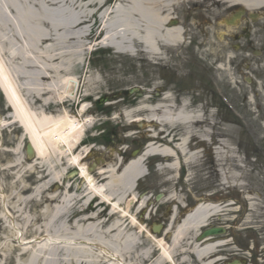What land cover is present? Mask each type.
Returning a JSON list of instances; mask_svg holds the SVG:
<instances>
[{
    "label": "bare ground",
    "instance_id": "bare-ground-1",
    "mask_svg": "<svg viewBox=\"0 0 264 264\" xmlns=\"http://www.w3.org/2000/svg\"><path fill=\"white\" fill-rule=\"evenodd\" d=\"M236 1L252 9L264 2ZM102 3L103 0H0V88L10 112L0 120V134L16 126L22 131V137L12 153L19 154L25 151L26 145H30L33 149L31 161L35 165L37 161L41 162H37L38 165L44 162L46 165L44 175L29 197L19 196L18 201L22 204L33 199L38 201L43 194L45 202L50 201L40 214L43 218L48 217L40 227L34 224L38 222L37 217L33 221L30 214L13 207L19 214L14 215V225H10L8 220L10 228L4 220L3 226L13 235L10 241L0 244L1 256L5 259L12 256L13 264H214L218 261L213 260L216 248L222 242H198L196 238L208 221L219 213L216 206H196L185 215L172 234L162 239H156L149 233L154 244L140 249L141 252L133 260L131 256L139 251V237L136 238L134 232L116 219L104 227L106 222L98 221L95 206L88 208L95 212L85 216L87 210L83 208L94 198L109 207L111 217L118 211L122 212V218L127 216L126 210L137 201L133 194L136 183L146 174L144 161L159 156L169 162L167 168L172 172L178 155L182 156L185 164L196 160L197 154L188 152L187 143L200 136L194 133V126L204 124L198 115L187 112L185 107L173 112L169 107L161 106L158 109L161 116L149 110L148 119L157 125L181 127L183 138L173 145L174 150L168 146L155 147L151 143L141 156L124 166L98 169L99 183L89 174L87 165H81V156L75 155L72 149L80 141L86 125L79 121V116L72 117L64 111L51 115L46 113V108L55 104L62 107L65 103L76 101L77 97H89L84 92L92 91L99 83L93 74H89L82 85L76 77L84 65L85 45L82 41L93 31L90 20L97 16L101 35L99 45L131 57L146 55L152 58L159 54L161 47H175L182 40L179 28H164L169 19V1L116 0L111 9H103ZM75 45H78L77 51L72 50ZM10 66L16 70L20 85L10 73ZM34 103L39 106L35 108ZM81 108L80 115L84 107ZM142 111L138 109L126 115V122L129 119L136 121L135 117L139 120ZM201 133L206 134L202 130ZM54 159L59 165L64 160L65 168L55 172ZM19 161L21 158L17 163ZM70 168L77 171V180L81 179L84 184L82 190L77 191L78 196L73 184L66 187L68 180L63 174ZM61 182L66 187L62 194L50 192L49 184ZM61 189L57 186V192ZM29 191L27 187L20 193ZM122 203H127L123 211L120 208ZM76 207L80 210H76L74 215L72 209ZM19 219L27 228L37 229L35 241L25 242L23 233L15 224ZM56 220L59 228L51 234L50 226ZM136 224L140 232L144 230L130 216V225L136 227ZM170 227L171 224L166 232Z\"/></svg>",
    "mask_w": 264,
    "mask_h": 264
},
{
    "label": "rangeland",
    "instance_id": "rangeland-1",
    "mask_svg": "<svg viewBox=\"0 0 264 264\" xmlns=\"http://www.w3.org/2000/svg\"><path fill=\"white\" fill-rule=\"evenodd\" d=\"M115 2L116 0H105V5H113ZM90 25H93V31L82 41L85 45L84 65L78 70L76 77L82 85L86 77L93 74L99 79V83L92 91L84 92L89 94L88 105L95 120V128L92 133L88 129L85 132L88 138L85 150L74 153L84 157L87 148L92 149L81 165H87L88 168L94 165V173L97 169L124 166L128 159L135 158L131 155L133 152L138 151L136 157H139L148 143H158L160 140L166 141V144L153 143L155 147L166 146L172 141L169 147L174 150L173 145L183 138L181 127L157 125L148 119L150 111L161 116V110H158L161 106H167L173 112L185 107L187 112L198 115L204 124L194 126V133L200 136L187 143L188 152L197 154L196 160L185 164L182 156L178 155L177 165L172 172L167 168L169 162L159 156L149 157L144 161L146 174L137 183L138 188L133 193L137 201L126 210L127 216L122 218V212L118 211L111 217L109 207L98 203V200L83 208L87 210L85 216L95 212L94 209L88 210L95 206L98 221L106 222L104 227L116 219L134 232L136 238L139 237V251L131 256L133 260L139 255L138 252L154 244L150 234L156 239L172 234L185 215L195 208L196 200L202 199L203 202L199 205H212L220 210L205 227L221 228L224 231L209 239L222 242L216 248L213 259L218 261L215 264H264V201L258 194L260 184H264V169L258 162V112L256 102L242 99L245 85L242 79L236 78L231 71L216 68V71H206V82L201 70L196 68L199 52L194 48L192 40L184 38L178 46L161 47L159 54L152 58L146 55L131 57L99 46L98 40L95 41L100 31L97 16L90 20ZM72 50L77 51L78 45ZM203 57L211 63L214 61L210 53ZM8 68L20 85L16 70L11 66ZM211 78L218 83L213 88ZM133 90L135 91L131 92ZM83 100L84 97H77L76 101L65 103L63 107L60 104L51 105L46 108V113L59 115L64 111L71 116L78 115L81 120L79 111L83 107ZM35 104V108L39 106ZM138 109L143 110L141 118H133L136 119L133 125L132 119L126 122L128 114ZM201 130L206 134L203 135ZM21 137L22 132L16 126H11L2 133L0 192L4 193L10 212L19 214L13 208L17 206L20 212L30 214L33 221L37 217L38 222L34 224L40 227L48 218L41 217L43 207L50 205V201L45 202V194L38 201L33 199L26 204L20 203L18 197H29L31 190L44 175L46 165L45 162L38 165L37 162L41 163L40 161L35 165V162L27 159L23 150L19 154L12 153ZM20 158L18 164L17 160ZM55 160H52L55 172L65 168L64 160L60 161V165ZM158 165L162 169L158 170ZM74 171V168L66 170L67 173ZM66 172L63 174L65 179ZM92 176L96 180L99 178L98 174ZM70 178L67 184H73L74 190L78 188L77 191H81L83 181L77 180L78 177L73 174ZM57 185L59 184L55 183L51 188L49 184L50 192L62 194L65 185L61 186L59 192ZM27 187L30 189L28 193H20L21 189ZM78 193L75 195L78 196ZM159 193L164 197L156 202L153 198ZM126 206L127 203L120 204L122 211ZM172 206L176 208V216L166 232L170 226ZM76 210L80 208L72 209L74 215ZM130 216L144 227L143 231L140 232L137 224L136 227L130 225ZM56 221L50 226L51 234L59 228ZM158 224L162 225L164 231L153 234L152 227ZM16 225L20 231H26L22 232L24 238L27 237L26 241L38 237L37 229L27 228L20 219ZM0 232L1 241L11 240L13 234L7 229L3 230L2 227ZM3 236L6 239H2ZM13 245L16 247L17 244ZM9 257L3 258L4 264H13L12 256ZM217 257L219 258L216 259ZM136 262L140 263V260Z\"/></svg>",
    "mask_w": 264,
    "mask_h": 264
},
{
    "label": "flooded vegetation",
    "instance_id": "flooded-vegetation-1",
    "mask_svg": "<svg viewBox=\"0 0 264 264\" xmlns=\"http://www.w3.org/2000/svg\"><path fill=\"white\" fill-rule=\"evenodd\" d=\"M164 1H169L171 13L167 25L180 24L181 37L193 41L199 52L196 68L206 82L208 70L231 71L245 84L242 89L245 97L258 102L257 151L264 169V2L249 9L236 0ZM206 53L212 54L213 63L203 57ZM1 119H5L3 100H0ZM259 194L264 201V184H260ZM0 214L4 215L1 201Z\"/></svg>",
    "mask_w": 264,
    "mask_h": 264
},
{
    "label": "water",
    "instance_id": "water-1",
    "mask_svg": "<svg viewBox=\"0 0 264 264\" xmlns=\"http://www.w3.org/2000/svg\"><path fill=\"white\" fill-rule=\"evenodd\" d=\"M32 151H33L32 147L30 145H27L25 152H26L27 156L30 157V158L33 155V152ZM161 197L162 196L159 195L155 199L156 200H159ZM159 229H160L159 227L158 228H154L153 231L158 232ZM221 233H222V230L221 229H217V228H212V229H208V230L206 229V231H204L202 233V235L198 238V240H202L203 238H206L207 239V237L214 236V235H219Z\"/></svg>",
    "mask_w": 264,
    "mask_h": 264
}]
</instances>
